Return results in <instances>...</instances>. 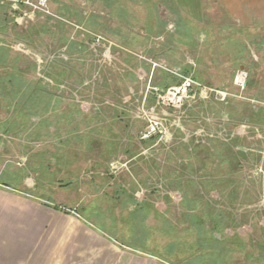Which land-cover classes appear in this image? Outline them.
I'll use <instances>...</instances> for the list:
<instances>
[{
	"label": "rangeland",
	"instance_id": "1",
	"mask_svg": "<svg viewBox=\"0 0 264 264\" xmlns=\"http://www.w3.org/2000/svg\"><path fill=\"white\" fill-rule=\"evenodd\" d=\"M47 1L50 13L22 8L19 28L0 25V183L177 264H264V28H239L207 0L203 20L167 21L176 35L160 39L119 0ZM173 72L231 95L197 90L169 108L152 87L180 83ZM153 118L166 132L143 142Z\"/></svg>",
	"mask_w": 264,
	"mask_h": 264
},
{
	"label": "crops",
	"instance_id": "2",
	"mask_svg": "<svg viewBox=\"0 0 264 264\" xmlns=\"http://www.w3.org/2000/svg\"><path fill=\"white\" fill-rule=\"evenodd\" d=\"M103 1L106 0H50L53 4L58 3L67 8L75 2L94 5ZM119 1L132 5L144 13L141 19L146 24L142 32L147 37L155 34L158 38L165 39L176 35L171 34L174 31L172 29L174 24H167V21H184L186 25L192 26L193 22L203 20V4L207 0ZM212 1L235 26L244 29L264 28V0ZM8 4L9 11L4 18H9L12 26L14 22L17 23L19 28L21 14L17 12L19 10L13 13L15 11L12 4ZM28 30L18 32V29H9L13 32L11 36L14 37H22L21 34L23 32L27 34ZM177 30H180L178 26L175 28V31ZM8 34L0 31V37L3 39H7ZM177 42L172 41L170 48H174ZM160 47L164 49L163 44ZM7 90L2 89L0 98L9 96ZM173 255L171 254V257ZM0 264L177 263L173 260L168 261L151 249L125 244L123 237L119 239L107 229L99 227L76 206L66 207L63 204L51 203L8 186V183L6 185L0 183Z\"/></svg>",
	"mask_w": 264,
	"mask_h": 264
},
{
	"label": "built area",
	"instance_id": "3",
	"mask_svg": "<svg viewBox=\"0 0 264 264\" xmlns=\"http://www.w3.org/2000/svg\"><path fill=\"white\" fill-rule=\"evenodd\" d=\"M47 0H10V3L12 4V8L14 11L20 10L21 8H30L31 12L24 13L27 16H32L35 12H46L50 13L49 10H47ZM73 24L76 29H83L81 26ZM94 39V44L101 43V42H107L109 44V47L114 45L115 43L105 38L103 35L100 34H92ZM115 46V45H114ZM152 62V61H151ZM154 67L160 66L156 62H153ZM177 76L181 78L180 83L169 86L164 89H160L157 87H152V91L155 94L156 98L158 99V102L168 106L169 108H179L182 107L187 101H191L192 99L196 98L197 90H200L201 92H205L207 94H214L216 95L221 101L227 100L231 93L228 91H222L217 90L214 88L206 87L202 83L198 82L191 76H183L179 72H173ZM247 81H248V72L245 70H241L237 73V75L234 78V84L235 86L243 92L245 88L247 87ZM165 129L163 123L156 119H149V122L146 126V128L140 133V140L141 141H148L156 136H162L165 134Z\"/></svg>",
	"mask_w": 264,
	"mask_h": 264
},
{
	"label": "trees",
	"instance_id": "4",
	"mask_svg": "<svg viewBox=\"0 0 264 264\" xmlns=\"http://www.w3.org/2000/svg\"><path fill=\"white\" fill-rule=\"evenodd\" d=\"M9 7H10L9 4H0V25H2L3 23H5L9 19V18H4L5 16H7V11L9 9ZM5 51L7 52V50H5ZM4 81L2 83L0 82V93H3L2 92V89L4 88V85H3V84H5ZM247 85H249V86L251 85V83L249 82V80L247 81ZM38 90H41V88H38ZM2 97H5V96H2ZM156 137H158V136H156ZM156 137H154V138H156ZM154 138H152V139H154ZM148 141H150V140H148ZM143 142H147V141H143ZM185 201H187V200L185 199ZM188 206H189V204H188ZM191 209L192 208L189 206L188 207V210H187V215H191Z\"/></svg>",
	"mask_w": 264,
	"mask_h": 264
}]
</instances>
